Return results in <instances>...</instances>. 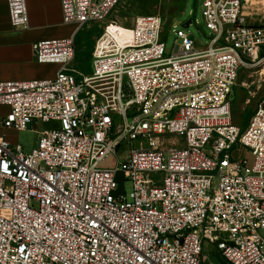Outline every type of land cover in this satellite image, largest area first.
<instances>
[{"label": "built area", "instance_id": "built-area-1", "mask_svg": "<svg viewBox=\"0 0 264 264\" xmlns=\"http://www.w3.org/2000/svg\"><path fill=\"white\" fill-rule=\"evenodd\" d=\"M123 1L61 0L63 22H103ZM248 5L203 0L210 44L180 30L170 57L160 15L137 16L130 40L104 27L89 74L75 36L33 45L61 69L0 82V264H205L204 244L264 264V97L246 127L231 101L240 69L264 62ZM8 6L28 29L26 0ZM34 122L52 128L31 153L1 132Z\"/></svg>", "mask_w": 264, "mask_h": 264}, {"label": "rangeland", "instance_id": "rangeland-1", "mask_svg": "<svg viewBox=\"0 0 264 264\" xmlns=\"http://www.w3.org/2000/svg\"><path fill=\"white\" fill-rule=\"evenodd\" d=\"M260 5L264 16V6ZM258 7V6H257ZM203 0H126L123 1L103 22H93L84 28H78L74 34L76 59L74 68L89 74L93 67V51L97 39L104 27L116 30L124 39L130 40L135 18L139 15H160L165 23L164 42L166 57L174 54L177 44V32L182 30L189 35L199 49H205L211 42V32L207 29L204 17ZM192 21L189 28L184 26ZM178 45H182L179 40ZM264 57V56H263ZM262 57V59H263ZM255 94L252 96V94ZM264 97V62H256L253 66L239 71L237 85L231 95L233 121L237 126L246 127L258 102ZM3 114L4 110L0 111ZM52 128L51 124L41 122L29 125L28 131L2 130L8 139L22 146L26 153L38 147L41 133ZM123 189L130 198L132 183H123ZM264 236V234H262ZM203 258L205 264H223L213 245L204 244Z\"/></svg>", "mask_w": 264, "mask_h": 264}, {"label": "crops", "instance_id": "crops-1", "mask_svg": "<svg viewBox=\"0 0 264 264\" xmlns=\"http://www.w3.org/2000/svg\"><path fill=\"white\" fill-rule=\"evenodd\" d=\"M248 1L264 6V0ZM26 2L30 25L28 29L17 30L11 23L8 0H0V82L54 80L61 67L38 63L33 45L44 40L72 38L78 29L64 24L61 0ZM247 13L256 23L260 20L258 16H263L259 6L248 5ZM2 110L9 111L8 108Z\"/></svg>", "mask_w": 264, "mask_h": 264}, {"label": "water", "instance_id": "water-1", "mask_svg": "<svg viewBox=\"0 0 264 264\" xmlns=\"http://www.w3.org/2000/svg\"><path fill=\"white\" fill-rule=\"evenodd\" d=\"M192 23V21L190 20L189 23H187L184 28H189L190 24Z\"/></svg>", "mask_w": 264, "mask_h": 264}]
</instances>
